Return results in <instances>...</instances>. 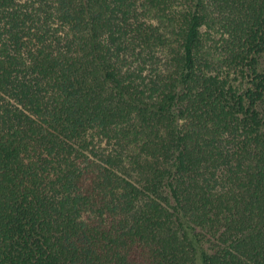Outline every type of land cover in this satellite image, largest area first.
I'll list each match as a JSON object with an SVG mask.
<instances>
[{"label": "trees", "instance_id": "trees-1", "mask_svg": "<svg viewBox=\"0 0 264 264\" xmlns=\"http://www.w3.org/2000/svg\"><path fill=\"white\" fill-rule=\"evenodd\" d=\"M0 264H264V0H0Z\"/></svg>", "mask_w": 264, "mask_h": 264}]
</instances>
